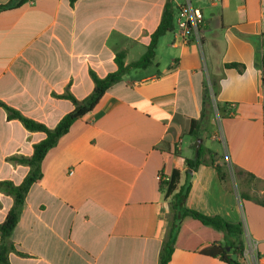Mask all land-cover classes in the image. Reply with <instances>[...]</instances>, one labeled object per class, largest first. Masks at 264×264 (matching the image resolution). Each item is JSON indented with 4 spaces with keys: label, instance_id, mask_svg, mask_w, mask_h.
I'll return each instance as SVG.
<instances>
[{
    "label": "crops",
    "instance_id": "0c3cea01",
    "mask_svg": "<svg viewBox=\"0 0 264 264\" xmlns=\"http://www.w3.org/2000/svg\"><path fill=\"white\" fill-rule=\"evenodd\" d=\"M168 1L176 27L160 38L154 62L126 72L45 156L12 233L11 264H159L170 214L159 175L178 167L184 184L196 142L218 153L225 179L201 165L186 206L242 222L244 249L256 242L264 251V0H30L0 11V181L21 184L30 166L14 157L33 155L46 137L9 119L4 104L54 128L75 107L64 94L84 99L91 73L115 72L119 52L126 65L145 54ZM187 1L204 13L200 40L180 36ZM236 62L243 72L226 66ZM208 79L232 110L219 125L210 115L195 139L189 130ZM218 135L229 164L214 148ZM13 204L0 189V222ZM169 264L227 263L176 249Z\"/></svg>",
    "mask_w": 264,
    "mask_h": 264
},
{
    "label": "trees",
    "instance_id": "16d2710c",
    "mask_svg": "<svg viewBox=\"0 0 264 264\" xmlns=\"http://www.w3.org/2000/svg\"><path fill=\"white\" fill-rule=\"evenodd\" d=\"M28 1L30 0H10L8 3H0V11L19 7ZM175 27V8L173 2L168 1L162 21L152 34L151 42L145 54L137 61L126 65V53L124 51L119 52L116 56L118 69L115 72L109 73L105 77H100L95 72L91 73L95 87L93 92L84 99H78L70 92L64 94L63 96L72 100L75 107L54 128L29 118L17 109L4 104L9 119H19L28 130L44 132L46 137L35 145L33 155L14 157L15 160L30 166V171L21 184L16 185L10 180L0 181V189L14 197L13 206L5 220L0 222V264H11L9 255L15 249L12 233L19 221L27 193L31 186L42 178V164L49 150L57 145L59 139L70 130L76 120L84 117L97 106L106 91L120 81L126 72L131 68H146L151 65L154 62L160 38L167 32L173 31ZM258 54V65L262 69L264 68V39ZM226 66L237 68L240 72L246 68L244 64L237 62L227 63ZM219 91V84L208 79L202 116L200 119H192L189 130V134L195 139L200 137L202 125L208 121L210 115L216 113L220 117L230 115L232 108L228 105L222 106L217 100ZM195 146V156L184 158V165L186 166L184 184L179 185L181 169L178 167L174 168L169 182H161V186L165 188L166 198L170 200V214L169 227L161 250L159 264H169L176 249L198 251L205 255L219 257L227 264H241L237 258L242 257L244 252L243 223L229 222L220 215H206L186 206V199L191 189V178L201 165L215 166L220 178L225 179L223 168L217 162L218 153L204 144L198 146V142Z\"/></svg>",
    "mask_w": 264,
    "mask_h": 264
},
{
    "label": "built area",
    "instance_id": "2783aa9c",
    "mask_svg": "<svg viewBox=\"0 0 264 264\" xmlns=\"http://www.w3.org/2000/svg\"><path fill=\"white\" fill-rule=\"evenodd\" d=\"M205 16L203 11L194 6L191 1L184 3L180 10L177 19V27L184 39L195 38L201 39V26L204 23ZM262 77L264 78V68L261 69ZM216 139H220V136H216ZM161 182H169L171 175L160 173L159 175ZM257 249V243H253L251 251L244 249L243 255H247L250 258L248 264H264V251L259 252ZM242 255V256H243Z\"/></svg>",
    "mask_w": 264,
    "mask_h": 264
},
{
    "label": "rangeland",
    "instance_id": "374dc122",
    "mask_svg": "<svg viewBox=\"0 0 264 264\" xmlns=\"http://www.w3.org/2000/svg\"><path fill=\"white\" fill-rule=\"evenodd\" d=\"M215 116H216V122H217V124L219 125V123L221 122V117H219V114H215ZM209 128H210V126H209ZM214 130H215V128H214ZM219 136V135H218ZM215 141L216 142H214V148L217 150H220V152L223 154V156H224V162H225V164H229V161H228V159H227V156H226V152H225V146L223 145V143H222V140L221 139H215ZM209 142V141H208ZM185 144L186 143H184V146H185ZM196 144V143H195ZM206 145H208V143H206ZM216 152V151H215Z\"/></svg>",
    "mask_w": 264,
    "mask_h": 264
}]
</instances>
